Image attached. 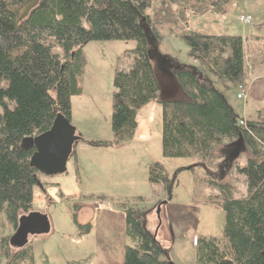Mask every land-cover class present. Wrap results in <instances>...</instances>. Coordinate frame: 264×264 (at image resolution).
<instances>
[{
  "label": "trees",
  "instance_id": "16d2710c",
  "mask_svg": "<svg viewBox=\"0 0 264 264\" xmlns=\"http://www.w3.org/2000/svg\"><path fill=\"white\" fill-rule=\"evenodd\" d=\"M228 5L229 0H0V213L10 233L32 209L39 174L30 165L34 149H26L23 141L47 132L58 115L70 120V100L82 93L79 79L88 43L132 41L135 49L128 70L113 75L112 139L93 146L111 148L130 140L136 112L152 101L161 106V154L166 159H199L209 166L216 149L240 140L246 161L235 171L244 176L247 195L233 199L229 184L211 176L203 180L209 191L204 204L221 209L225 222L223 242L195 240V264H264V113L257 110L254 117L237 118L222 96L230 88L241 87L247 93L250 68L255 67L258 76L264 74L254 66L264 54V39L198 32L183 37L187 57L197 65L172 68L184 101H158L159 87L147 51L146 33L160 42L162 26L187 24L188 15L224 16ZM250 42L253 58L247 61ZM176 174L169 177L161 163H153L148 182L160 185L165 200H171ZM99 200L105 198L93 199L92 205ZM62 201L73 210L78 234H88L90 225L77 223L78 205L68 198ZM121 210L129 240L123 264H172L144 229L146 209L122 205ZM10 237L0 236V264H32L31 244L13 251Z\"/></svg>",
  "mask_w": 264,
  "mask_h": 264
},
{
  "label": "rangeland",
  "instance_id": "374dc122",
  "mask_svg": "<svg viewBox=\"0 0 264 264\" xmlns=\"http://www.w3.org/2000/svg\"><path fill=\"white\" fill-rule=\"evenodd\" d=\"M240 16L250 18L251 23H240ZM259 25L264 27L263 0H229L224 16L188 15L187 24L176 22L162 26L160 42L146 33L148 57L159 87L158 101L185 100L172 68L194 69L197 65L187 57L183 37L198 32L208 36L258 35L264 39V28H258ZM248 45L247 61L253 58L250 50L254 49L253 42ZM262 48L264 50V45ZM134 49L135 43L132 41L90 42L83 48L85 70L79 79L82 93L70 100V124L80 139L73 147L74 156L71 155L66 162L65 174L37 175L41 185L33 188L30 213L45 215L48 234L29 237L32 264H90L97 248L94 241L101 238L106 241V247L118 248L119 239L127 241L129 245L125 236L122 205L145 208L153 218L154 215L156 217V209L162 206L153 224L144 220L146 232L156 236L166 248L172 264H195L194 239L204 237L223 242L225 222L221 209L204 204L209 191L203 180L211 176L220 184H229L233 189V199L247 195L245 178L235 171L237 164L243 166L246 161L240 140L226 142L216 149L209 166L200 164L199 159H166L162 156V115L161 106L156 101L136 112V129L130 140L111 148L93 146L94 142L112 139L113 75L116 70H128ZM259 55L261 59L254 62L256 71L264 70V54ZM253 70L255 67L249 70L250 77L258 76ZM210 80L213 81L212 78ZM237 94L239 92L235 88L222 91L235 117L242 118L245 112L250 114L247 116L254 117L257 110L264 113V102L261 103L257 95L256 101L246 102L245 98L237 99ZM153 163H161L169 177L177 173V184L172 191L171 203L167 205H162L165 201L162 187L148 182V168ZM101 197L105 200L97 201L99 211L94 215L92 244L75 245L78 236L72 221L73 210L62 198H68L72 205H78L77 223L79 221L83 225L93 213L87 207L94 204L93 199ZM13 233L6 227L4 216L0 213V236H12Z\"/></svg>",
  "mask_w": 264,
  "mask_h": 264
},
{
  "label": "water",
  "instance_id": "95a60500",
  "mask_svg": "<svg viewBox=\"0 0 264 264\" xmlns=\"http://www.w3.org/2000/svg\"><path fill=\"white\" fill-rule=\"evenodd\" d=\"M78 141L79 137L70 122L58 115L47 132L25 139L23 146L26 149H34L30 165L39 174L58 176L66 173V162ZM164 204H166L165 201L162 205ZM47 227L45 215L28 213L21 216L14 234L9 239V247L14 250L24 248L28 244L29 237L47 234Z\"/></svg>",
  "mask_w": 264,
  "mask_h": 264
},
{
  "label": "crops",
  "instance_id": "0c3cea01",
  "mask_svg": "<svg viewBox=\"0 0 264 264\" xmlns=\"http://www.w3.org/2000/svg\"><path fill=\"white\" fill-rule=\"evenodd\" d=\"M255 95L258 96L261 103L264 102V74L259 76V77L253 76L250 79V86H249V92L247 94V100H252L253 102L256 101ZM245 114L250 115L246 112H245ZM171 200L166 201V205L171 203ZM161 207L162 206L158 207L156 209L157 212L156 211L154 212V214H156V217L154 215L155 220L157 219V214H159ZM87 210H89L90 212H91V210H93L91 219L89 220V218H87L84 221L83 225L78 221V224H80L82 226L89 224L91 227L90 231L86 235H79L78 232H76V235L78 237H77V240L74 241L75 245H81V244L91 245L92 244L93 239H92L91 235H92V230H93V226H94V219H95L94 215L96 213H98L99 208H98V205L93 206L92 204H90L89 207H87ZM162 214H163V212H162ZM164 216H166V214ZM154 218L152 215H149L146 212L144 217H143V222H144V220H147L148 224H151L154 221ZM151 237L167 253L166 248L158 241L156 236H151ZM119 242H120V245L118 248H116V247L111 248V247H106V241L103 238H101L100 240H96V242L94 241V243L97 245L96 253L94 255L92 262L91 263L89 262V263L90 264H123V254H124V250L128 246V244H127V241H122L121 239H119ZM193 246H194V243H193ZM167 256H168V253H167Z\"/></svg>",
  "mask_w": 264,
  "mask_h": 264
},
{
  "label": "built area",
  "instance_id": "2783aa9c",
  "mask_svg": "<svg viewBox=\"0 0 264 264\" xmlns=\"http://www.w3.org/2000/svg\"><path fill=\"white\" fill-rule=\"evenodd\" d=\"M239 22L244 23V24H250V19L248 17H240ZM243 94L238 95V99H242Z\"/></svg>",
  "mask_w": 264,
  "mask_h": 264
},
{
  "label": "flooded vegetation",
  "instance_id": "af4514ba",
  "mask_svg": "<svg viewBox=\"0 0 264 264\" xmlns=\"http://www.w3.org/2000/svg\"><path fill=\"white\" fill-rule=\"evenodd\" d=\"M37 183H38V185L40 184V182L39 181H37ZM41 185V184H40Z\"/></svg>",
  "mask_w": 264,
  "mask_h": 264
}]
</instances>
